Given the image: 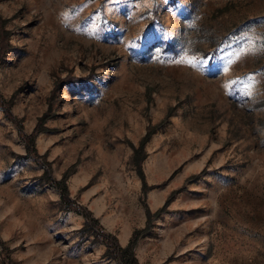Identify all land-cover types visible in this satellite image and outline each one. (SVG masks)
<instances>
[{"label": "rangeland", "instance_id": "rangeland-1", "mask_svg": "<svg viewBox=\"0 0 264 264\" xmlns=\"http://www.w3.org/2000/svg\"><path fill=\"white\" fill-rule=\"evenodd\" d=\"M129 243L264 264V0H0V264Z\"/></svg>", "mask_w": 264, "mask_h": 264}, {"label": "trees", "instance_id": "trees-1", "mask_svg": "<svg viewBox=\"0 0 264 264\" xmlns=\"http://www.w3.org/2000/svg\"><path fill=\"white\" fill-rule=\"evenodd\" d=\"M145 141V140H144ZM143 145V142L141 143ZM141 145V146H142ZM136 158V155L134 154V159ZM137 163H139L140 160H137ZM123 257H126L128 264L134 263V257H133V252H132V243H129L126 247L121 249ZM131 262V263H130Z\"/></svg>", "mask_w": 264, "mask_h": 264}]
</instances>
